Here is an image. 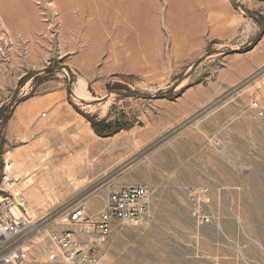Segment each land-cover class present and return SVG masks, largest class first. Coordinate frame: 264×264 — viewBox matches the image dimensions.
I'll return each instance as SVG.
<instances>
[{
  "label": "rangeland",
  "instance_id": "obj_1",
  "mask_svg": "<svg viewBox=\"0 0 264 264\" xmlns=\"http://www.w3.org/2000/svg\"><path fill=\"white\" fill-rule=\"evenodd\" d=\"M263 83L264 0H0V190L62 230L149 184L106 264H264Z\"/></svg>",
  "mask_w": 264,
  "mask_h": 264
},
{
  "label": "built area",
  "instance_id": "obj_2",
  "mask_svg": "<svg viewBox=\"0 0 264 264\" xmlns=\"http://www.w3.org/2000/svg\"><path fill=\"white\" fill-rule=\"evenodd\" d=\"M249 109L264 120V83ZM152 193L149 184L111 189L99 214L91 216L81 205L67 215L65 229L44 230L29 215L23 195L0 190V264H106L105 249L116 227L139 223L150 211ZM42 230L47 243L40 260L34 237Z\"/></svg>",
  "mask_w": 264,
  "mask_h": 264
},
{
  "label": "bare ground",
  "instance_id": "obj_3",
  "mask_svg": "<svg viewBox=\"0 0 264 264\" xmlns=\"http://www.w3.org/2000/svg\"><path fill=\"white\" fill-rule=\"evenodd\" d=\"M79 91L76 93V97L78 98V99H80V100H83V101H85L86 100V98H85V96H86V94H90L88 91H87V89H86V82L83 80V79H81L80 80V83H79ZM63 164H65V163H63ZM67 166V165H66ZM72 166V165H71ZM70 166V167H71ZM12 170H13V168L10 166V165H8L7 167H6V171H7V173H9V174H11L12 173ZM5 171V172H6ZM68 172V169H65L64 170V174H66ZM60 175H61V173H60ZM10 176H12V175H10ZM9 180V179H8ZM48 186H50V185H48ZM52 186V185H51ZM52 189V188H51ZM39 192V191H38ZM18 193H20V192H18V191H16L15 192V194H18ZM21 195H22V193H20ZM26 204H27V201H26V203H25V206H26ZM28 213H29V211H28ZM29 215H30V213H29ZM31 216V215H30ZM32 217V216H31ZM46 230V229H45Z\"/></svg>",
  "mask_w": 264,
  "mask_h": 264
},
{
  "label": "trees",
  "instance_id": "obj_4",
  "mask_svg": "<svg viewBox=\"0 0 264 264\" xmlns=\"http://www.w3.org/2000/svg\"><path fill=\"white\" fill-rule=\"evenodd\" d=\"M98 133H99V135H105V136H106V135H110L109 132H107V133H104V132H98Z\"/></svg>",
  "mask_w": 264,
  "mask_h": 264
}]
</instances>
